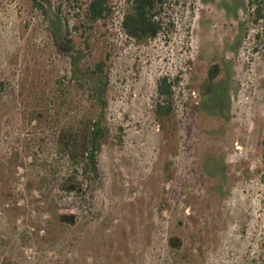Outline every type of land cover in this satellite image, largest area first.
<instances>
[{"label": "rangeland", "instance_id": "rangeland-1", "mask_svg": "<svg viewBox=\"0 0 264 264\" xmlns=\"http://www.w3.org/2000/svg\"><path fill=\"white\" fill-rule=\"evenodd\" d=\"M87 1L0 0V264H264V2L253 22L248 0H163L135 43L125 0L82 32ZM97 118L95 171L66 192L58 132Z\"/></svg>", "mask_w": 264, "mask_h": 264}, {"label": "trees", "instance_id": "trees-1", "mask_svg": "<svg viewBox=\"0 0 264 264\" xmlns=\"http://www.w3.org/2000/svg\"><path fill=\"white\" fill-rule=\"evenodd\" d=\"M264 0H248V6L251 8L254 19L261 17L260 5ZM125 9L120 19V29L124 37L128 41L143 42L153 40L160 32L165 29V25L161 21L160 13L162 11L163 0H125ZM45 16V10L41 4H35ZM110 14L109 0H88L84 8V23L81 25L82 32L91 28L96 21L105 19ZM50 21V36L54 40L57 39L70 45L71 40L61 36V17L53 14ZM67 33L64 31V36ZM72 72L71 77L75 78V59H71ZM75 68V67H74ZM103 63L97 62L93 65L92 70L83 73L86 80L92 82L93 93L99 101V96L103 88L102 80ZM217 65H211L207 71V80H212L217 74ZM90 75V76H87ZM86 82V81H85ZM171 86L166 78L157 80L156 91L158 96L162 98V104L155 105V114L159 117H166L171 112ZM105 130L101 125L100 119L85 120L78 123L74 128L61 129L57 135V146L67 161L72 165V175L64 178L61 187L66 192H79L80 182L76 180V176L87 178L89 174L95 171L94 156L99 151L105 139ZM262 146L264 147V136L262 138ZM61 222L72 223V216H59Z\"/></svg>", "mask_w": 264, "mask_h": 264}]
</instances>
